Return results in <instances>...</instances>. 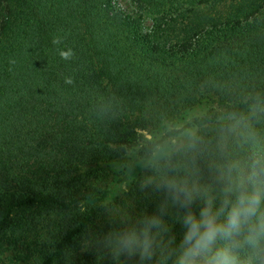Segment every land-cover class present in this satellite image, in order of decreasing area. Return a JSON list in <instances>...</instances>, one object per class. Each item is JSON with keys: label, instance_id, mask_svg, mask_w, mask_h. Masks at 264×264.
<instances>
[{"label": "trees", "instance_id": "trees-1", "mask_svg": "<svg viewBox=\"0 0 264 264\" xmlns=\"http://www.w3.org/2000/svg\"><path fill=\"white\" fill-rule=\"evenodd\" d=\"M202 1L136 0L145 30L107 0H0V264H177L186 215L211 203L225 227L239 191L257 215L196 264L264 259L245 239L264 215V0L167 17ZM145 230L147 252L123 247Z\"/></svg>", "mask_w": 264, "mask_h": 264}, {"label": "clouds", "instance_id": "clouds-1", "mask_svg": "<svg viewBox=\"0 0 264 264\" xmlns=\"http://www.w3.org/2000/svg\"><path fill=\"white\" fill-rule=\"evenodd\" d=\"M54 45L62 43L61 37L53 39ZM59 55L63 60H70L74 56L72 49L59 51ZM14 63V61H12ZM66 84L74 83L71 77L65 78ZM228 201H225L227 205ZM261 204V194L259 192L239 191L235 195V201L231 204L230 210L227 215V224L225 227L217 225V216L212 210L211 203L204 207L200 213V218L197 219L192 213H188L184 219V224L187 226L188 231L184 238V247L180 256L178 257L177 264H196V258L207 254L211 245L214 243L218 234L225 237H230L233 233H239L242 224L248 222L252 217L257 215V211ZM153 224L158 221L153 220ZM195 239V243H192ZM246 243L252 247H257L261 240H264V215L258 218L256 224L249 229L246 236ZM125 249H130L134 245L142 244L144 252L148 251L150 239L147 230L143 233V240L141 241L136 233H130L122 242ZM150 258V257H149ZM143 259V256H142ZM207 264H238L237 258L232 254L230 249L219 250L212 256ZM260 264H264V259Z\"/></svg>", "mask_w": 264, "mask_h": 264}, {"label": "rangeland", "instance_id": "rangeland-1", "mask_svg": "<svg viewBox=\"0 0 264 264\" xmlns=\"http://www.w3.org/2000/svg\"><path fill=\"white\" fill-rule=\"evenodd\" d=\"M114 12H123L130 15L140 16L142 19V27L145 30H150L154 23L153 14H146L144 11L139 10L136 0H107ZM260 1V0H259ZM259 1L256 3L258 4ZM238 0H203L202 2L194 4L182 5L178 12H171L167 17L178 18L177 22H183V26L188 25L190 22H197L199 20L221 19L226 20L230 17V13L238 5ZM152 15V16H150ZM182 34L175 32L171 35L173 41H177ZM204 260V256H200Z\"/></svg>", "mask_w": 264, "mask_h": 264}]
</instances>
